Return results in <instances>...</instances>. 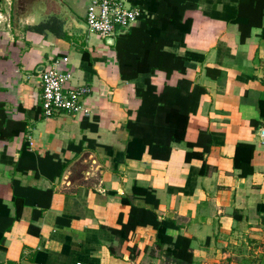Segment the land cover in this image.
<instances>
[{"label":"crops","instance_id":"obj_1","mask_svg":"<svg viewBox=\"0 0 264 264\" xmlns=\"http://www.w3.org/2000/svg\"><path fill=\"white\" fill-rule=\"evenodd\" d=\"M121 1L149 9L148 20L109 44L85 25L90 0H0V264H155L151 225H137L123 243L111 231L128 218L122 197L133 184L153 190L159 220L180 226L168 234L193 238L197 264L220 254L240 261L241 247L255 254L264 244V0ZM136 40V48L176 54L184 72L172 60L134 71L125 52ZM56 56L68 59L69 86L90 88L89 115H44L39 74ZM168 71L169 83L183 78L205 90L190 98L197 113L185 140L211 135L210 175L199 174L201 159L185 161L186 141L171 142L167 160L153 159L127 128L140 103L135 86L151 76L161 87Z\"/></svg>","mask_w":264,"mask_h":264},{"label":"trees","instance_id":"obj_2","mask_svg":"<svg viewBox=\"0 0 264 264\" xmlns=\"http://www.w3.org/2000/svg\"><path fill=\"white\" fill-rule=\"evenodd\" d=\"M137 7H140L142 10L139 26L140 23L141 25H146L145 20H148V18L145 19V14L149 9L146 12L143 9L144 7L140 5ZM44 27H46V24L39 25L35 29L42 30ZM244 37L245 34L241 35L242 39ZM140 42L142 41L136 40V43L125 52L127 55L128 53L132 55L131 60L134 63V71L137 72V70L141 69L142 73L153 72L158 69L157 63L163 64V67H166L170 64V60H172L176 64L180 63L178 70L180 73L184 72L181 64L182 60L179 56L163 50V46H159L155 50H151L149 47L146 49L142 47L136 48L137 43ZM117 49L121 51L120 43H117ZM86 54V51H84L83 58H86ZM170 73L171 71L166 72V80L161 87L152 81L151 76L145 79L144 87L135 86V96L139 99L140 103L133 117L130 116L131 112H129L126 124L129 132L133 136L140 138L147 145L148 153L153 159L167 160L171 151L170 143L174 141H186V126L187 122H189V116L197 113V107L192 106L190 98L197 89L201 93L205 92L203 88H199L196 85L192 86L190 90L191 82L183 78L178 79L174 85L169 83L167 80L170 77ZM209 136L210 139L204 141L203 145L200 146L202 148L201 151L193 150L194 147L201 143L202 137L206 138ZM212 145L211 135L206 130L199 131L196 141H186L185 161L189 162L193 158L201 159L202 165L199 169L201 176L210 175L216 169L214 166H209L205 159ZM234 165L236 166L238 163L235 162ZM136 198L142 199L147 203L151 202L150 205H153V209L134 205L132 200ZM122 202L129 206L128 218L124 222L120 215L118 217L120 228H111V231L118 237L119 243L127 240L128 234L137 225L149 224L155 229V240L153 247L150 248L152 255L157 254L154 257H157L159 260L162 259L165 264H197L194 260L193 249L191 247L193 238L182 234H178L175 237L171 236L167 233V229H179L180 226L171 219L159 220L157 218L155 209L159 206V200L155 197L151 188L133 184L131 195L122 197ZM231 215L234 218H240L236 210L232 211ZM211 239V235L205 236L204 245H208ZM224 244L217 240L214 241V245L223 250L226 249L223 246ZM127 250L131 259H135L140 253V249L136 243L127 246ZM147 250L148 248L146 247L145 251ZM110 252L112 255H116L112 246H110ZM240 264H264V254L243 257L240 260Z\"/></svg>","mask_w":264,"mask_h":264},{"label":"built area","instance_id":"obj_3","mask_svg":"<svg viewBox=\"0 0 264 264\" xmlns=\"http://www.w3.org/2000/svg\"><path fill=\"white\" fill-rule=\"evenodd\" d=\"M142 15L137 6H127L121 0H90L86 9L87 29L101 38L116 34L136 25ZM67 57L56 56L39 74L41 106L45 116L58 112L89 115L91 110L83 99L90 92L84 85L69 86L70 73L63 69ZM258 134L264 144V128Z\"/></svg>","mask_w":264,"mask_h":264},{"label":"rangeland","instance_id":"obj_4","mask_svg":"<svg viewBox=\"0 0 264 264\" xmlns=\"http://www.w3.org/2000/svg\"><path fill=\"white\" fill-rule=\"evenodd\" d=\"M255 247L258 248V250L256 251L255 254H264V244L261 243L260 245H256ZM151 253V252H150ZM226 253H229V250L226 251ZM238 255H241L243 257H250V255H254V252L250 249H247V248H240ZM213 255V254H211ZM210 255V256H211ZM215 255V254H214ZM240 257V256H239ZM206 259V262H208L207 264H240V261H231L229 258H228V255H224V254H220V257H215L213 260H208V257L205 258ZM155 264H165L163 262L162 259L158 260V261H155ZM198 264H201V262H199ZM203 264V263H202Z\"/></svg>","mask_w":264,"mask_h":264},{"label":"water","instance_id":"obj_5","mask_svg":"<svg viewBox=\"0 0 264 264\" xmlns=\"http://www.w3.org/2000/svg\"><path fill=\"white\" fill-rule=\"evenodd\" d=\"M85 25H86V23H85ZM86 27H87V25H86ZM105 42H107L109 44H113V38L112 37H106Z\"/></svg>","mask_w":264,"mask_h":264}]
</instances>
